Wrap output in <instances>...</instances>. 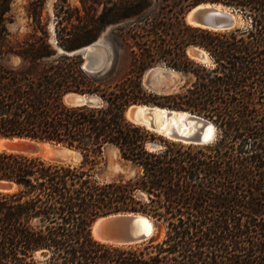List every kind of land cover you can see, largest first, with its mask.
<instances>
[{"label": "trees", "instance_id": "16d2710c", "mask_svg": "<svg viewBox=\"0 0 264 264\" xmlns=\"http://www.w3.org/2000/svg\"><path fill=\"white\" fill-rule=\"evenodd\" d=\"M143 1L137 14L147 8ZM12 2L0 0V136L56 140L80 148L84 160L0 151V180L13 184L0 191V264H264V0H158L157 15L138 26L143 31L133 29L134 40L113 41L132 52L120 78L111 69L90 72L81 54L59 48L93 42L129 15L121 5L60 34L73 14L56 4L52 43L45 27L41 35L12 37ZM206 2L233 8L250 24L216 31L187 23L185 14ZM191 45L212 64L188 54ZM157 63L180 72L184 83L146 90L142 78ZM71 92L101 99L71 104ZM137 103L197 113L214 122L219 139L159 141L127 118ZM111 145L137 168L134 176L99 178L94 167ZM116 212L149 214L164 232L136 245L97 240L95 219Z\"/></svg>", "mask_w": 264, "mask_h": 264}, {"label": "water", "instance_id": "95a60500", "mask_svg": "<svg viewBox=\"0 0 264 264\" xmlns=\"http://www.w3.org/2000/svg\"><path fill=\"white\" fill-rule=\"evenodd\" d=\"M204 5H223L221 3L206 2ZM201 4L190 9L191 16L188 20L194 25L203 28L210 26L208 22L215 23L212 25L217 28L231 29L237 26L238 12L226 5H223L222 11L216 8L199 7ZM228 12V13H227ZM215 20V21H212ZM211 29V28H208ZM103 41L101 38L96 39L88 45L73 49L62 50L61 53L68 55L81 54L85 59L83 68L90 72L103 71L104 66V50L102 49ZM189 53L193 58L201 61H206L208 56L200 48H191ZM178 75L176 70H167L162 73H152L150 85L156 90H167L175 82ZM100 96L93 94H81L76 92L68 93L65 100L71 104L98 103ZM177 113L184 115L183 124L190 128L195 127V130L190 129L189 132H181L177 129L176 124L166 125L160 124L157 119L158 115H163L164 120L168 123L174 119ZM126 115L131 121L144 125L146 128L159 133L160 135L175 141H180L187 144L204 145L214 143L219 139V130L211 120L194 113L190 110L176 109L167 106H159L156 104H133L127 111ZM192 123V124H191ZM212 127V131L208 134V127ZM0 138H8L11 142L6 143L5 148L10 151L20 152L30 155H45L46 159L60 162H81L84 160V153L80 148L70 146L66 143L51 139H41L32 136H0ZM19 138V140H14ZM107 149L113 150L116 154H120L116 146H108ZM135 168H130L127 173L134 174ZM108 178V175L105 179ZM13 184L6 180H0V191H11ZM163 226L158 223L151 215L143 212H116L101 215L95 219L92 224L93 236L102 242L114 245H136L153 242L161 238Z\"/></svg>", "mask_w": 264, "mask_h": 264}, {"label": "rangeland", "instance_id": "374dc122", "mask_svg": "<svg viewBox=\"0 0 264 264\" xmlns=\"http://www.w3.org/2000/svg\"><path fill=\"white\" fill-rule=\"evenodd\" d=\"M140 1L141 0H66V2H64L63 0H13V21L10 22L8 25L9 31L13 38L23 39L34 35H41V28L45 27L48 30L51 42L55 43L57 36L56 22L58 19L56 16L55 9L56 4H58L59 9L62 5H69L72 8L71 13L73 14V17L69 20H64V29L60 33L63 34L65 33V29L68 30L72 27L73 24L78 25L80 22L92 20L103 11L105 6H110L113 2H116L122 6L123 12L129 15L123 17L117 23L107 25L96 39L101 38V40L103 41L102 49L105 51L103 66L105 68L103 72L109 71L111 69L113 71V77L120 78L129 69L132 52L128 46H124V48L116 50L113 46V41L118 40L120 35H122L123 38H127L131 42L132 40H134L132 37V35H134L133 29L143 31L138 26L148 24L149 22L151 23L153 18L157 15L159 11L157 7L158 0H144L143 3L147 2L146 10H144L140 14H137V4ZM189 11L185 14V21L193 26H198L189 22ZM237 19L238 26L249 25L251 21L249 16H242L241 14H237ZM117 28H121L123 31L119 32ZM194 47L195 46L191 45L187 48L188 54H190V49ZM62 50L64 49L59 48L60 52ZM206 54L208 56L206 61H201L199 59L197 60L202 63H206L207 65H211L212 58L207 52ZM115 61L118 62L115 63ZM167 70L173 69H171V67L167 66L164 63H157L154 66L150 67L142 78L143 87L148 91L165 93L177 89L181 84L184 83L185 78L180 72L177 71L178 75L175 79V82L171 84L172 86L170 87V89L164 91L154 89L149 83L152 73H160V75L162 76V73ZM153 132L156 135L157 140L159 141L160 138L168 139L155 131ZM3 150L10 151L5 147H0V151ZM112 151L113 150H109L106 148L103 154V158L100 159V162L94 167V171L97 173L99 178L104 180H110L119 177L128 178L134 176L137 172V168L131 162L124 160L120 154L114 155ZM38 155L43 157L42 154ZM81 162L75 163L77 164ZM115 165L118 168H115ZM132 167L135 168V173L128 174L127 171ZM107 175L108 178L105 179ZM162 230L163 234L164 227L162 228Z\"/></svg>", "mask_w": 264, "mask_h": 264}, {"label": "bare ground", "instance_id": "6f19581e", "mask_svg": "<svg viewBox=\"0 0 264 264\" xmlns=\"http://www.w3.org/2000/svg\"><path fill=\"white\" fill-rule=\"evenodd\" d=\"M199 7H207V8H216L217 10H219V11H222V8H223V5H218V6H216V5H204V4H201ZM228 13V12H227ZM190 16H191V13H189V18H190ZM205 21L204 22H206L207 24H209L210 26H208V25H205V24H202L201 22L200 23H198V24H200V25H203V26H206V27H208V28H211V30H225V28H217V27H213L212 25H216L215 23H211L210 21L208 22V20L207 19H204ZM212 21H215V20H212ZM230 30V29H229ZM205 52V51H204ZM206 53V52H205ZM191 55V54H190ZM192 56V55H191ZM181 113H177V115L174 117V119H172L169 123H168V121H166V120H164V116L163 115H158V117H157V119L159 120V122H160V124L162 125V127L164 126H166V125H172V124H176V127H177V129L179 130V131H181V132H183V131H185V132H189L190 131V129H192V131L193 130H195V127H193V128H190V124L188 125V127H186L184 124H183V117H184V115H180ZM192 124V123H191ZM170 125V126H171ZM207 131H208V134H210L211 133V131H212V127L210 126V127H208V129H207ZM14 140H19V138H14ZM8 142H11V140L10 139H8V138H0V147H5L6 146V143H8ZM113 152V154L114 155H116V152H114V151H112ZM43 157H45V155H43ZM115 168H118V167H116V165H115Z\"/></svg>", "mask_w": 264, "mask_h": 264}]
</instances>
